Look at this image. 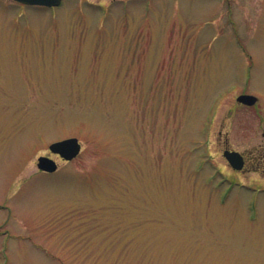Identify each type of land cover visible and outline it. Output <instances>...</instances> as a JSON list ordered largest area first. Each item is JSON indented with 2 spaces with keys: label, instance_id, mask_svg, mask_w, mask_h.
<instances>
[{
  "label": "rangeland",
  "instance_id": "obj_1",
  "mask_svg": "<svg viewBox=\"0 0 264 264\" xmlns=\"http://www.w3.org/2000/svg\"><path fill=\"white\" fill-rule=\"evenodd\" d=\"M263 134L264 0H0V264H264Z\"/></svg>",
  "mask_w": 264,
  "mask_h": 264
},
{
  "label": "water",
  "instance_id": "obj_2",
  "mask_svg": "<svg viewBox=\"0 0 264 264\" xmlns=\"http://www.w3.org/2000/svg\"><path fill=\"white\" fill-rule=\"evenodd\" d=\"M15 1L29 5L53 6V5H58L61 0H15ZM236 100L238 102L251 105L257 100V97L252 94L243 93L238 95ZM49 149L52 152L58 153L64 159H71L79 152L80 143L77 137L71 136L51 142L49 144ZM223 155L227 158V160L229 161V163L232 165L233 168L239 169L242 166L241 156L239 152L234 150H225L223 152ZM36 164L38 168L45 171H53L57 167L56 162L52 158L46 155L38 156Z\"/></svg>",
  "mask_w": 264,
  "mask_h": 264
},
{
  "label": "flooded vegetation",
  "instance_id": "obj_3",
  "mask_svg": "<svg viewBox=\"0 0 264 264\" xmlns=\"http://www.w3.org/2000/svg\"><path fill=\"white\" fill-rule=\"evenodd\" d=\"M245 105V104H244ZM264 135V134H263ZM224 146H223V151H225V150H227V149H229V147H227V144H223ZM230 150H232V149H230ZM222 151V152H223ZM240 152V151H239ZM240 154H241V160H242V167H241V169H243L244 167H245V165H246V163H247V156H246V154H245V152H240ZM45 155H47V156H49V157H51V158H53V159H59V160H61V161H70V160H72V159H70V160H65V159H63L58 153H55V152H51V151H49L48 150V153H46ZM75 158V157H74ZM249 160V159H248Z\"/></svg>",
  "mask_w": 264,
  "mask_h": 264
}]
</instances>
